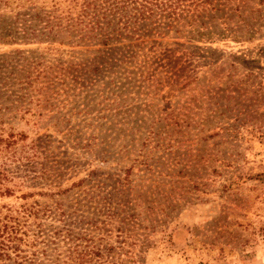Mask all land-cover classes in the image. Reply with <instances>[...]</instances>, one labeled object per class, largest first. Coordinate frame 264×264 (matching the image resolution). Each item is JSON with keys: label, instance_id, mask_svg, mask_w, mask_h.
Listing matches in <instances>:
<instances>
[{"label": "rangeland", "instance_id": "374dc122", "mask_svg": "<svg viewBox=\"0 0 264 264\" xmlns=\"http://www.w3.org/2000/svg\"><path fill=\"white\" fill-rule=\"evenodd\" d=\"M83 1L0 0V264H264V0Z\"/></svg>", "mask_w": 264, "mask_h": 264}, {"label": "trees", "instance_id": "16d2710c", "mask_svg": "<svg viewBox=\"0 0 264 264\" xmlns=\"http://www.w3.org/2000/svg\"><path fill=\"white\" fill-rule=\"evenodd\" d=\"M97 1H99V0H84L82 5H84V8H87V10H89V8L92 5L96 6V2ZM106 1L109 2V0H106ZM114 1H117V0H114ZM121 1H123V2H121ZM121 1L116 2V4H119L120 3L122 5H127L125 7V10H127L129 8L130 4H137V3H139L138 0H121ZM142 1H144V0H142ZM145 2H146L145 5L141 8L142 10L139 11L142 14L150 13L152 11L153 4L155 2H158V0H150V1L149 0H145ZM150 3H153V4L152 5H149ZM118 10L119 11H122V10H120V8ZM87 14H89V12H87ZM94 20L95 19L92 18V20L89 21L88 24L85 26V29L87 30L86 32L92 33L93 31H97V30L102 31L103 30L102 22H100L98 18H96L97 21H95V23H94ZM47 23H49V22H47ZM108 26H110V25H108ZM51 30L52 31L49 34H51L54 31L53 28ZM63 30H64V28L59 27V29H57L56 32H57V34H59ZM53 34H55V32ZM250 178L253 179V180H255V181H257L261 185H264V172L258 173L256 175H254L253 177H250ZM259 234L262 237H264V221L262 222L261 227L259 229Z\"/></svg>", "mask_w": 264, "mask_h": 264}]
</instances>
